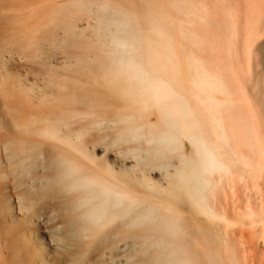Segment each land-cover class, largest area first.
Listing matches in <instances>:
<instances>
[{"label": "rangeland", "instance_id": "1", "mask_svg": "<svg viewBox=\"0 0 264 264\" xmlns=\"http://www.w3.org/2000/svg\"><path fill=\"white\" fill-rule=\"evenodd\" d=\"M73 1L0 0V153L5 155V148L11 147L15 158L26 160L30 165H33L32 169L34 171L32 178L29 179V199L25 202L27 205L26 209L23 202L20 205V199L18 195H15L16 192L14 189L5 192V195L10 194L12 196L11 201L14 206L17 222L23 226L29 224L34 229L38 228L35 232L33 230L31 237H38L37 243L39 246H36H42V254H44L42 258L44 257L43 259L45 261L42 263L40 260L32 259L29 263L30 260L27 259L28 264H67L70 253L64 255L66 252L63 250L64 248L58 247L57 242H54V238L57 235L68 240L66 241L69 242L70 249L72 248L71 257L74 254L77 259L78 256H82L81 259L83 260L79 258L80 260H78L80 262L78 261V264H147L152 256V252L155 251L157 253L159 251V247H155L157 245H153V247L149 246L150 244L146 238L149 237L150 233L147 234L141 230L137 234V232L131 231L133 228H129L130 226L127 227L120 220H113L108 224L109 226L107 225L108 228L105 227L103 230L102 227L101 229L103 231L97 228L100 231L98 232L95 229L93 233V231H89L86 227H83L89 223L85 216L88 205L84 202L78 191L76 192L77 194L74 193L75 190L68 187L66 181V184L63 185V180H61L62 185L60 188L46 187L50 179L57 177V175L60 176L63 173L64 167L69 165L71 158L77 157L76 159L81 162L97 167L100 170L105 169L107 165V167L114 170L113 172H116L115 176L118 179L123 181L128 180L125 183L132 186L133 190L137 192L139 190L140 194L144 193V196L149 198L147 201L156 205L165 206L173 202L174 198L171 199L169 197L168 191L172 188V185H170L172 179L177 178L174 173H177L176 170L181 166L179 162V160L181 161L180 155L177 152H171L169 154L168 150L161 147L158 141L153 142L152 140H147V138H150V127L148 125L144 126L143 131L146 133L144 136H140L134 130L140 123H152L162 133L166 131L161 113L150 101V98L144 96L143 103L148 102L147 104L149 105L150 102V106L153 108L150 107L151 110L149 109L145 112L147 116L146 118H142V122H139L140 120L137 118L140 113L138 107L134 106L137 109L133 108V106L131 108L127 103L128 99L131 98L130 95L134 94L135 97L138 94V84H135L134 81L137 75L132 77L134 79L130 78L132 75L123 76L120 79L121 84L118 87L112 84V80V83L109 81V77L106 78V75H108L106 74V68H108L109 72V67L114 66L111 65L114 61L112 63L110 62L109 67L106 66L112 57L111 54H117L119 51V48L115 47L113 49L112 47H120L121 45L120 39L116 36H118V33L120 36V32L127 29L130 21H133L130 18L132 16H127L128 14L126 12L131 13L130 11L132 9L138 10V4L141 2L139 0H119V2L118 0H114V3L112 0ZM154 1L156 3L159 2V0ZM191 1L192 7L189 11L180 9L178 11L179 13L175 12L174 16L175 27L177 29V49L180 52L181 59L186 63L191 55L200 57L211 66L214 72L223 74L222 76L235 89L236 104L246 105L243 106L244 111L242 110V106L239 108L236 117L239 120H243L246 118L245 113H247L246 115L250 116L259 128L260 143H262L260 153H256L250 146L244 147L245 152L256 157V159L259 158L261 167L259 165L258 173H243V175L238 173L236 175L235 188L230 189L228 187L226 190L228 193L226 195L224 194L222 198V206L226 209L229 208L228 210L230 212L232 211L233 217L236 218L237 213L249 201L253 205L264 206V0H204L210 6V11L202 15L200 19L195 18L200 13V0ZM84 2L85 4H83ZM77 3H80L79 6ZM107 3H109V6H107ZM167 3L171 7L175 6V0H167ZM239 6H241V10ZM85 7L89 9L86 10ZM80 9L86 12L80 11ZM194 9H196V12ZM58 12H60L59 15ZM232 14L235 16L234 20L237 24L235 34H232L229 29ZM118 20L121 30L118 29L120 31L116 28L119 26ZM122 20H126L125 27L123 26ZM134 23L132 27L134 25L137 27L138 24L135 21ZM238 24L242 27L241 29ZM116 30L118 31L117 34ZM191 30L192 32L197 31L203 36L206 41L205 46L197 44L195 41H189L188 31L191 33ZM185 48L191 52H185ZM238 48L240 49L238 50ZM199 49L200 51H198ZM117 57L118 54L116 57L115 55L113 56V58ZM134 59L132 58V62L130 61L128 64L133 66L132 69L130 68V72L137 71V69H134ZM115 69L114 71L116 72ZM110 84L113 85V88L109 87ZM106 88L112 90L110 91ZM133 89L137 92L136 94ZM121 90L123 91L122 94L120 92ZM128 93H130L129 96ZM126 96L129 98L124 100L123 98L126 99ZM239 96L243 97V99ZM134 99L132 98V101L129 99V102H136V99ZM108 101L115 103L111 104ZM250 106H253L254 112H252L253 109H251L252 111L248 109ZM99 110L100 113L98 114ZM137 111L138 114L136 113ZM239 113L243 116L242 118ZM36 118L41 119L39 125L42 124L41 126L45 125L48 129L51 128L49 131L53 128V133L56 131L54 137L39 134L33 128L38 126L36 120L34 121ZM130 119L133 123L128 121ZM22 123H30L32 132L25 133L21 127ZM120 133H122L121 136ZM242 137L243 135L241 134L239 138L242 139ZM122 138L125 141H120ZM187 143L188 146H186ZM187 143L184 146V151L187 152V155L191 156L193 153L191 148L193 147L189 146L190 143L188 141ZM77 145H80L78 147L79 149H76ZM128 145H130V149ZM149 149L153 155L156 156L157 153V159L155 160L151 157L152 155L150 156L154 160L152 161L150 159V163H154L152 167L151 165H148L149 167L142 165V161H145L148 154L150 155L149 152L151 151ZM168 156L169 158H167ZM139 157H142L140 162ZM167 159H171L168 161L169 164L172 162L169 165L168 171L166 169L167 167L163 170L164 167L157 166V164H161L162 166L168 164ZM54 163L55 165H53ZM139 167L145 168L140 169ZM169 172L170 174H168ZM171 176L174 177L171 178ZM246 182L248 183L246 184ZM49 191L53 195H50ZM231 191H233V194ZM146 193L150 195L148 196ZM234 193L237 194H235V197H233ZM226 196L228 199L225 198ZM2 199L3 196L1 195L0 203ZM175 204H178L176 206L177 209L192 221L190 222L192 228H189L191 234L184 233L188 240L193 238V233L194 235L197 234L200 227L209 225L210 222H208L207 217L190 210L186 202L177 201ZM21 206H24V209ZM75 207L77 208L75 209ZM80 214L82 215L80 216ZM262 223H260V226H258L259 224H254L256 225L254 226L248 222L233 224L235 227L234 230L231 227L232 224L226 226L228 231L232 229L230 233L233 238L240 240L239 238L244 236L241 239L244 242L246 240V244H249L247 246H252L251 248L256 246L257 249L253 250V254L256 253L258 256H252L256 257V259L254 258L255 262L253 264H264V222ZM6 226L12 227L10 224H6ZM5 228L6 230L9 229L7 227ZM6 230L4 232L0 231V245L4 251H8V247L10 249L12 248V244L9 242L10 236ZM126 230H128L127 233L125 232ZM195 237L193 239H196ZM236 239L234 240L235 242ZM192 241L194 240H189V243L194 244ZM145 246L146 248H143ZM9 260L10 257L5 260V264H14ZM231 263V260H226L223 264Z\"/></svg>", "mask_w": 264, "mask_h": 264}, {"label": "bare ground", "instance_id": "2", "mask_svg": "<svg viewBox=\"0 0 264 264\" xmlns=\"http://www.w3.org/2000/svg\"><path fill=\"white\" fill-rule=\"evenodd\" d=\"M70 1L72 2L73 0ZM113 1L114 0H112V2ZM139 2L141 3L138 4V10L132 9L130 11L131 13H128V11L126 12V14H128L127 16L133 17V18L130 17L131 19H133V21L130 19L131 26L130 24H128L129 27L127 29H124L126 25V20L125 21L122 20L124 31L120 32V36H119V33L116 30V34L118 33V36L116 37L120 39L121 45L120 47L118 46L112 47L113 49L115 47L119 48L118 51L119 53L117 52L118 57L113 58L114 55L115 57L117 55L116 53L115 54L113 53L116 50L110 52L113 53V55L111 54L112 59L110 58L109 64L107 65L105 64V65L110 66V64L114 61L115 63L113 62L111 65L116 66L115 67L116 69L113 68L114 66L113 67L108 66L110 68L108 72V68L104 66L107 69L106 74H108L106 75V78L109 77L110 80L109 79L108 80L111 83L113 81L112 84L118 87V85L121 84L120 79H122L123 76L132 75L130 77L132 78L133 76L137 75L135 79L134 78L132 79H134L135 84H138L137 86L138 94L134 97V94L130 95V93H128V96L130 95L131 98L126 96L127 98L126 99L123 98V99L124 100H127L128 98L130 100L132 98L136 99V100L134 99L136 102L133 103L131 102L132 100L130 101L131 102L130 103L128 99L127 103L131 106V108L132 106L135 109H137L136 107H138L140 113L137 118L140 120V121L138 120L139 122H142L141 120H143L142 119L143 117L146 118L147 115L145 112H147L151 107L150 102L149 105L147 104L148 103L147 101H146L147 103H143L144 96L150 98V101L154 104V106H156L159 109L162 116V121L164 123V126L166 127L165 133H162V131L159 130L158 127H156L152 123H147V124L140 123V125H137V127H135L134 130L138 132L140 136H144V134H146L143 131L144 126L148 125L150 127L149 128L150 138H147V140L149 139L152 140L153 142L158 141V143H160L159 145L167 149L169 154L171 152L172 153L177 152L180 155L181 161L179 160V162L181 163V166L179 167L178 165L179 168L178 170H176L177 173H174V175H176L177 178L172 179L170 183V185H172L171 186L172 188L170 187L171 189H169L170 191H168L170 195L169 197L171 199L174 198L176 202L173 199L174 203L172 202L169 203L168 205L160 206L150 201H147L149 198L144 196L145 194L142 193V191L141 193L143 195L139 193L138 189L137 192L132 189L133 188L132 186H129V184L127 185L125 182L126 181L128 182V180L123 181L118 179L115 176L116 172H113L114 170L107 167V165L105 169L103 168V170H100L97 167L90 166L87 165L86 163L81 162L80 160L76 159L77 158L76 156H75L76 158H71L69 165L67 167H64L65 169L64 171H62L63 173L60 176L57 175V177H53L52 179H50V181L47 182L46 187L60 188L62 185L61 180H63V185L66 184L67 182L68 187L75 190V192L73 191L74 193L78 191V193L82 196L84 202L88 205L86 208L85 216L86 219L88 220L86 221L89 223L86 222L87 225L83 227H86V229L89 231H93V233L95 229L96 231H98L97 228L101 229L103 227L102 228L103 230L105 229V227L108 228L107 225L113 220L122 221L124 225H127V227L130 226L129 228L131 229L133 228V230L131 231L137 232V234L141 230H143V232L147 234L150 233L149 237L144 236V237H148L146 239H148L147 241L149 242L150 245L147 244L148 242H146V244L152 247L153 245L154 246L157 245L155 247H159V251H157V253L155 251L152 252V256L151 258L149 257L150 259L147 264H213V263L223 264L224 261L226 262V260H231L232 261L231 264H253L255 262L254 260L256 259V257L255 256L252 257V256L257 255L256 253L253 254L254 252L253 250L257 249L256 246H254L253 248H251L252 246L250 247L247 246L249 244L248 243L246 244V240L244 242V240L241 239L244 236L239 238L241 242L240 240L233 238V236L230 233V230L232 229L228 231L226 226L232 224L231 227L233 228V230L235 229L233 224L236 225L238 223L243 224L248 222L251 225L259 224L258 226H260L261 225L260 223L264 222V206L263 207L261 205L256 206L255 204L253 205L249 201L250 203L248 202V204L244 208L243 207L242 209L240 208L241 211L237 213V216L235 218L233 217L232 211L230 212L228 210L229 208L226 209L222 206V198L224 194L226 195V193H228L226 192L228 187H230V189L235 188V182H236L235 180H237L236 175H238V173L240 175H243V173L244 174L258 173L257 171H259V165H260V162L258 160L259 158L256 159V157L251 156L249 153L245 152L244 147L250 146L255 150L256 153L258 152L260 153L261 151L260 149L262 148L261 147L262 143H260L261 139L259 137V128L254 123L253 119L250 116L246 115L247 113H245L246 118L243 120L241 119L239 120L238 117H236V113L238 112L239 108H241L242 106V110H243L244 109L243 106L245 104L242 105L241 102H240L241 105L236 104L235 89L232 86V84L224 76H222L223 74L221 75L219 73L214 72L211 66L200 57L191 55L186 63H184L183 60L181 59L182 57L180 56L179 54L180 52L177 49V39H176L177 29L175 27L174 16H175V12L179 13L178 11L180 9L189 11V9L192 7L191 6L192 1L175 0L174 7H171L170 4L167 3V0H159V2L157 3L154 0H143V1L139 0ZM74 3L76 4V2ZM83 4H85V2ZM102 4L105 6L104 3ZM108 4L109 3H107V6H109ZM118 4L120 5V3ZM199 5H200V13L198 16L196 15L195 17L196 19H200L202 15L207 14V12L210 11V6L206 1L200 0ZM239 7L241 10V6ZM85 9L87 10L89 8L85 7ZM194 10L196 12V9ZM80 11H84V10L80 9ZM59 13L60 12H58V15ZM234 18L235 16L232 14L229 23V29L232 34H235L237 31V24L235 23ZM134 21L136 22V24H138L137 27L135 25L132 27V25L135 24ZM118 25L119 26L116 27L117 29L120 27V23ZM142 25L145 27H143ZM239 25L240 24H238V26ZM239 27L240 29L242 28L241 26ZM200 28L202 27L200 26ZM188 38L189 41H195L197 42V44L205 46L206 41L204 40L203 36H201V34H199L197 31L192 32L191 30V33L190 31H188ZM186 49L187 48H185V52L189 50ZM239 49L240 48H238V50ZM198 51H200V49ZM132 58H135L134 69H137V71L134 70L133 72H130V68L132 69L133 66L128 64L132 60ZM111 68L113 71L111 70ZM114 69L116 70V72L114 71ZM129 82H131V80H129ZM113 85L110 84L109 87L113 88L112 87ZM108 90L111 91L112 89H108ZM131 91H132V87H131ZM120 92L121 94L123 93L122 90ZM136 93L137 92L135 91V94ZM240 96L242 95L240 94ZM240 98L243 99V97ZM108 102L111 103L110 101ZM112 103L114 104L115 102ZM252 107L253 106L247 108L251 110L253 109ZM252 112H254V109ZM99 113L100 110L98 114ZM136 113L138 114V111ZM242 117L243 116H241V118ZM35 120L38 123V126L33 128L37 130L39 134L54 137V133L56 131L53 133L54 131L53 128H52L53 131L51 130L53 133L52 134L50 133L51 131H49L51 128L48 129L47 127H45V125L44 126H41L42 124L39 125L41 121L40 118L38 119L36 118L34 119V121ZM128 121H131V119ZM131 123L133 122L131 121ZM121 124L123 125L122 122ZM21 125L20 126L23 128L22 130H24L25 133L32 132L30 123H22ZM121 134L122 133H120V136ZM241 134L243 135L242 139L239 138ZM116 139L118 138L116 137ZM123 139L124 138H122L120 141H122ZM187 141L190 143L189 146L193 147L191 148L193 150L191 156L187 155L186 154L187 152L184 151V146L186 145ZM130 145H128L129 149H130ZM186 146H188V143ZM78 147H80V145H77L76 149ZM5 149H6L5 155H2L0 153V196L1 195L3 196V199L0 203V231L4 232V230H6L5 227L9 228L6 230V232L9 233L10 236L9 242H11L10 244H12V246L11 245L10 246L12 248L10 249L8 247L9 245L8 244L7 247L9 250L4 251V249H2V246L0 245V264H5V260H7V258L9 257L14 264H28L27 261L30 260L29 261L30 263L32 259L40 260L43 263L45 259H43L44 257L42 258V255H44L42 254V246L37 247L39 246L37 243L38 237L37 238H35L34 236L31 237L33 230L35 232L38 230V228L34 229L30 227L29 224L25 226L20 225L15 217L14 206L11 201L12 196L10 194L5 195V192H9L10 190L14 189L16 192L15 195H18L20 199L19 201L20 205H22L23 202L26 209L27 205L25 204V202H27L29 199L28 198L29 187H30L29 179L32 178L34 172L32 169L33 165H30L26 160L22 158L16 159L14 152L12 153L13 149H11V147L10 148L6 147ZM149 153H150V155L148 154L149 157L147 155H146L147 156L146 159L143 157L145 161H142V165L144 166L151 165L152 167V164L154 163L153 162L150 163V161L152 160V158H154V160L157 159L156 158L157 153L155 152L156 156L152 154V151ZM150 156L152 158H150ZM141 158L139 157V162L141 161ZM167 158H169V156ZM169 160L167 159L168 164H165L166 166L165 165L162 166L161 164H157V166L164 167V169L162 168L163 170H165V168L167 167L166 169L168 171L169 165H171L172 163L170 161L171 163L169 164L168 162ZM51 163L53 162L51 161ZM53 165H55V163ZM139 168L144 169L145 167L144 168L139 167ZM144 172L146 173V171ZM168 174H170V172ZM147 177L149 176L147 175ZM173 177L171 176V178ZM247 183L248 182H246V184ZM231 192L233 194V191ZM149 193H146V195L149 196L150 195ZM236 193H234L233 197H235ZM49 194L53 195L50 193V191ZM225 198H227V196ZM177 201L186 202L190 207L189 208L190 210H193V212L199 213L200 215L203 214L204 216L207 217V220H209L208 222H210L209 225L200 227L196 235H194L193 233V235L196 236L195 237L196 239H193L194 236L192 235L193 238H190L189 240H194L192 241L194 244H192L191 242L189 243L188 238L184 234L186 232L190 233L189 228H192L191 227L192 224L190 223L192 221H190L186 216H184L181 213V211L177 209L176 206L178 204L177 205L175 204L177 203ZM146 202L149 203L147 204ZM23 207L21 206V208ZM76 208L77 207H75V209ZM81 215L82 214H80V216ZM6 224L7 225L10 224L12 227L10 228L9 226H6ZM250 224L248 225L250 226ZM258 226L257 228H259ZM125 232L127 233L128 230H126ZM93 233L91 234L95 236ZM141 236H142V232H141ZM235 239L236 242L234 241ZM66 240L65 238L63 239L62 236L60 237L58 235L56 236V238H54V242L55 241L57 242V246L64 248L63 250L66 251L64 255H68L67 253H70V255H72L71 254L72 248L70 249L69 242H67L68 240L67 241ZM143 248H146V246ZM70 255H68L67 264H78L80 262L79 260L81 259L82 256L81 257L78 256V259L80 258L78 260L75 254H74L75 258L74 255L72 257Z\"/></svg>", "mask_w": 264, "mask_h": 264}]
</instances>
